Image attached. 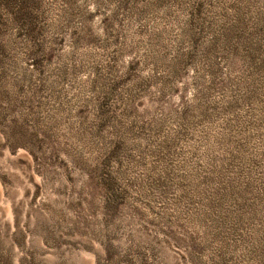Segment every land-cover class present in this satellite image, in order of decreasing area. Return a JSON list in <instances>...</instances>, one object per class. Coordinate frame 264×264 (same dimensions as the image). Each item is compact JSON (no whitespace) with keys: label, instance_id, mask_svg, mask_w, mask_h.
<instances>
[{"label":"rangeland","instance_id":"1","mask_svg":"<svg viewBox=\"0 0 264 264\" xmlns=\"http://www.w3.org/2000/svg\"><path fill=\"white\" fill-rule=\"evenodd\" d=\"M0 264H264V0H0Z\"/></svg>","mask_w":264,"mask_h":264}]
</instances>
